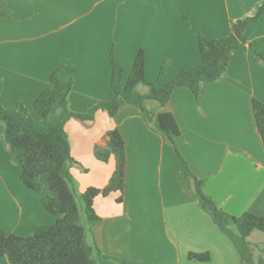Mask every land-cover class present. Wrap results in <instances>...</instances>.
<instances>
[{
    "label": "crops",
    "instance_id": "0c3cea01",
    "mask_svg": "<svg viewBox=\"0 0 264 264\" xmlns=\"http://www.w3.org/2000/svg\"><path fill=\"white\" fill-rule=\"evenodd\" d=\"M262 2L0 0V103L13 108L20 102L34 116L33 102L50 87L49 75L68 62L73 79L68 108L85 113L112 97L111 52L123 68V82L143 50L146 81H156L164 66L161 85L168 83L199 64V36L228 35L232 22ZM244 36L247 43L231 53L224 75L205 86L198 102L187 88H176L163 107L143 104L152 114L172 115L179 129L174 143L121 98L113 118L97 111L91 122L65 124L78 192L104 187L112 174L111 159L101 163L93 156L105 133L117 128L125 143L123 202L110 195L93 204L100 218L93 235L103 254L124 264H239L234 245L198 208L180 169L183 160L227 215L264 218V148L251 111L252 99L264 104V66L253 59V49L264 54V14ZM20 172L0 127V227L5 234L28 236L33 225H50L54 217L41 205V197L50 194L47 187L41 194L26 189ZM247 241L256 262L264 233L254 231ZM190 253L208 254L209 261L190 260ZM0 262L10 264L6 258Z\"/></svg>",
    "mask_w": 264,
    "mask_h": 264
},
{
    "label": "trees",
    "instance_id": "16d2710c",
    "mask_svg": "<svg viewBox=\"0 0 264 264\" xmlns=\"http://www.w3.org/2000/svg\"><path fill=\"white\" fill-rule=\"evenodd\" d=\"M263 14L264 2L257 5L249 16L232 22L228 35L213 40L199 36V64L191 70L180 71L170 82L162 85L164 66L160 68L156 81H146L143 50L137 52L125 82L122 79L123 68L111 52L109 87L112 97L108 101L97 102L85 113H74L68 108V95L73 85L68 62H63L49 75L50 87L33 102L34 116L20 102L13 108H4L0 103L1 139L11 160L21 167L19 180L26 189L37 194L47 187L50 194L41 197V205L54 217L50 225H33L32 233L28 236L5 234L0 227V258H6L10 264H124L123 259L103 254L93 235V227L100 221L93 207L95 199L117 195L115 202H123V137L117 128H113L93 148V156L98 162L113 161V171L105 186L88 187L78 192L71 173V168L77 163L70 155L65 124L71 119L91 122L97 111L113 118L121 98L126 104L137 107L148 121L154 122L159 131L174 143V139L179 136V129L172 115L152 114L143 104L154 101L163 107L176 88H187L198 102L205 86L224 75L231 53L239 45L247 43L244 36L246 27L256 23ZM253 59L264 66L263 53L253 49ZM139 86L145 87L146 91L140 92ZM251 111L264 148V104L252 99ZM180 172L193 192L198 208L234 245L239 264H256L263 260L264 249L255 262L254 248L247 238L254 231L264 233V218L252 213H244L239 217L227 215L205 194L203 182L192 174L183 160ZM187 257L202 263L209 261L208 254L190 253Z\"/></svg>",
    "mask_w": 264,
    "mask_h": 264
}]
</instances>
